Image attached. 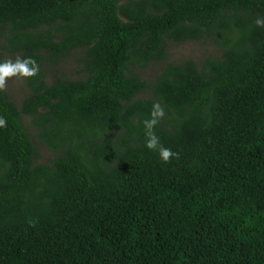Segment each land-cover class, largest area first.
<instances>
[{
	"label": "trees",
	"instance_id": "16d2710c",
	"mask_svg": "<svg viewBox=\"0 0 264 264\" xmlns=\"http://www.w3.org/2000/svg\"><path fill=\"white\" fill-rule=\"evenodd\" d=\"M258 19L264 0H0V40L37 69L20 107L0 85V264H264ZM205 37L200 66L133 70ZM78 50L85 77L47 84L40 64Z\"/></svg>",
	"mask_w": 264,
	"mask_h": 264
},
{
	"label": "rangeland",
	"instance_id": "374dc122",
	"mask_svg": "<svg viewBox=\"0 0 264 264\" xmlns=\"http://www.w3.org/2000/svg\"><path fill=\"white\" fill-rule=\"evenodd\" d=\"M220 54V49L213 41L212 37H205L194 41H185L175 43L165 41L164 59L158 62L148 64L144 68L133 67V70L140 78L152 84L154 78L167 63L180 64L185 60H191L198 66L207 57H217ZM81 51H72L65 58L59 60L56 64L50 61H43L40 64L44 73V80L47 84L53 83L57 79L77 80L85 77L81 70V64L78 59L81 57ZM20 61L19 55L9 53L4 41L0 40V65L8 63L15 65ZM22 63V62H21ZM2 88L9 94L11 101L21 106L23 98L28 94L29 89L26 85V77L16 70L13 74L4 77ZM140 98L148 97V92L139 95ZM23 121L27 126L30 137L39 151V163H49L56 155L52 150L45 146L35 137L34 128L30 125L28 117L23 116Z\"/></svg>",
	"mask_w": 264,
	"mask_h": 264
},
{
	"label": "clouds",
	"instance_id": "9594fccd",
	"mask_svg": "<svg viewBox=\"0 0 264 264\" xmlns=\"http://www.w3.org/2000/svg\"><path fill=\"white\" fill-rule=\"evenodd\" d=\"M261 20H257L256 24L261 25ZM30 63H34L30 60H25L23 63L17 61L15 65H10L8 63H5L3 65H0V85L3 84V79L6 76H9L13 74L16 70H19L20 73L24 76H32L36 73L37 69L35 67L28 68L27 65ZM154 109H158V106H154ZM162 115V111L154 110L152 112V119L144 121L145 128L148 130V140L146 142V147L149 150H155L158 153L159 158L163 162H168L169 158L174 156L175 154L168 148L163 147L159 144L158 138L152 134L151 129L156 125L157 119L155 117ZM4 121L0 119V126H3Z\"/></svg>",
	"mask_w": 264,
	"mask_h": 264
}]
</instances>
